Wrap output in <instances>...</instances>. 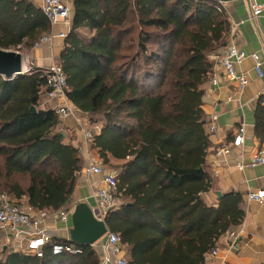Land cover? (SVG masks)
I'll return each instance as SVG.
<instances>
[{
  "label": "trees",
  "instance_id": "trees-1",
  "mask_svg": "<svg viewBox=\"0 0 264 264\" xmlns=\"http://www.w3.org/2000/svg\"><path fill=\"white\" fill-rule=\"evenodd\" d=\"M72 1L73 23L56 63L74 106L91 125L101 124L91 146L105 168L111 158L122 161L111 166L123 203L107 213L109 229L120 235L129 264H205L218 240L245 218L242 193L219 196L207 163L212 141L202 85L214 67L211 56L229 43L225 3ZM53 30L35 0H0L1 49L30 52ZM33 67L13 79L0 75V193L51 214L69 210L84 159L59 130L44 90L47 74ZM254 119L263 141V98ZM210 192L213 202L206 200ZM55 243L81 252L55 253ZM0 264L101 260L92 245L55 237L41 257L12 251Z\"/></svg>",
  "mask_w": 264,
  "mask_h": 264
},
{
  "label": "crops",
  "instance_id": "crops-1",
  "mask_svg": "<svg viewBox=\"0 0 264 264\" xmlns=\"http://www.w3.org/2000/svg\"><path fill=\"white\" fill-rule=\"evenodd\" d=\"M65 1L70 4L71 8L73 7L72 0ZM263 3L264 0H233L225 3L231 24L236 26L234 32L230 34L229 44L234 42L248 55L241 63L236 64L238 72L246 73L248 84L241 87L237 81H232L227 71L217 64L216 55H212L214 67L208 80L202 85L205 90L203 101L208 117L206 127L209 129L212 122L216 126L215 131H210L212 146L207 157L209 171L218 191L234 190L242 193L244 200L241 207L245 211V218L242 222L245 233L240 239V253L229 250L228 241L222 236L216 245L217 255H207L205 264H264V203L261 204L248 198L250 191L264 189V164L250 165L257 149L264 145V140H260L255 134L254 119L258 100L260 98L264 100V11L256 19H250L252 6ZM62 28L61 25L55 27L56 30ZM62 46L63 40L55 38L52 43L43 44L42 47L24 55L32 58L28 62L33 66L47 68L56 62ZM253 54H256L262 61L263 76L255 70V60L249 57ZM27 60L30 59L27 58ZM214 77L218 78L217 84L213 82ZM214 116L216 119L213 121ZM77 117L70 115L64 119L61 126V131L67 141L81 150L84 159L83 168L71 187L72 204L69 210L73 212L77 204L85 203L94 211L97 205L94 192L102 185L103 175L85 172L84 168L88 166L90 160H97L100 156L98 150L92 146L90 149L84 147ZM243 125L245 143L243 149L239 150L234 145V139ZM222 147H228L230 151L219 154L218 150ZM111 162L120 163V160L111 158ZM38 226L40 229H45L53 238L72 240V218H69L67 222H62L48 216ZM103 240L105 239L102 238L92 245L99 255L101 264H118L117 258L107 254L102 248ZM124 252L128 260L125 249ZM106 256H109L110 261L104 263L103 259Z\"/></svg>",
  "mask_w": 264,
  "mask_h": 264
},
{
  "label": "built area",
  "instance_id": "built-area-1",
  "mask_svg": "<svg viewBox=\"0 0 264 264\" xmlns=\"http://www.w3.org/2000/svg\"><path fill=\"white\" fill-rule=\"evenodd\" d=\"M41 7L47 18L49 19L54 30L44 34L40 40L34 45L32 50L39 48L42 44L52 43L55 38L65 39L68 36L69 30L73 23V10L69 3L65 0H35ZM264 11L263 4H254L252 6L250 19L254 20L259 17ZM61 25L63 28L56 30L55 27ZM236 26L232 25L231 33L234 32ZM248 57L247 53L237 47L234 42L228 43L216 55L217 64L223 67L232 81H237L241 87L248 84L249 80L244 72L236 70V64L241 63ZM252 57L255 60V70L260 76H263L262 61L256 54ZM29 61V60H27ZM25 65L23 73H29L34 69ZM47 74V83L44 88L46 90L47 101L56 109L59 116V130L67 117L70 115L78 116V129L81 133L84 147L91 148V143L97 133L101 130V124L91 125L87 120V116L74 106L68 96L69 85L67 77L56 62L47 68H43ZM213 82L218 83V78L214 77ZM83 116V117H82ZM216 119L214 116L213 121ZM215 124L212 122L209 130L215 131ZM245 143V127L240 128V131L234 139V145L239 149H243ZM228 147H222L218 150L219 154L228 153ZM264 164V145H261L253 155L250 165L257 166ZM243 165H241L242 167ZM85 172H91L103 175L102 185L95 190L96 209L94 215L106 221L107 213L110 210L121 207L123 200L118 192V179L116 172L113 169H106L101 158L90 160L88 166L84 168ZM250 200H255L261 204L264 203V189L259 191H250L248 194ZM70 210H59L55 213L47 214L43 211H37L31 206L20 205L17 200L5 193H0V255L5 258L7 252L23 251L26 254L43 256V247L46 244L52 243L53 237L49 235L45 229H40V222L44 221L48 216L59 219L62 222H67L70 218ZM245 233L244 224L241 223L238 227L232 228L226 232L224 237L228 241V249L240 253V239ZM102 248L107 254L117 258L118 264H129L124 256V246L121 237L118 233L112 232L110 229L103 237ZM66 249L72 253H80L79 247L72 245H63L55 243L53 250L55 253H60ZM7 250V252H5ZM218 253L217 247L212 249L208 256H215ZM104 263L110 261L109 256H106Z\"/></svg>",
  "mask_w": 264,
  "mask_h": 264
},
{
  "label": "water",
  "instance_id": "water-1",
  "mask_svg": "<svg viewBox=\"0 0 264 264\" xmlns=\"http://www.w3.org/2000/svg\"><path fill=\"white\" fill-rule=\"evenodd\" d=\"M227 3L233 0H219ZM27 62L23 52L13 49L0 48V75L7 79H13L17 75L24 74V67ZM36 112V108L32 107ZM220 196L221 191H216ZM71 239L79 244L94 245L109 231V226L105 220L98 219L92 209L85 203H79L72 212ZM125 254V252H123Z\"/></svg>",
  "mask_w": 264,
  "mask_h": 264
},
{
  "label": "rangeland",
  "instance_id": "rangeland-1",
  "mask_svg": "<svg viewBox=\"0 0 264 264\" xmlns=\"http://www.w3.org/2000/svg\"><path fill=\"white\" fill-rule=\"evenodd\" d=\"M82 36L84 37V38H89L90 37V33L87 31V30H84L83 32H82ZM43 45V44H42ZM42 45L40 46V47H42ZM21 52H23V54H27V53H30V52H26V51H21ZM27 56V55H26ZM26 58H29L30 60L29 61H31V57L28 55ZM32 64H30L28 61H27V66L30 68V66H31ZM33 67V66H32ZM46 103H42V105L44 106V107H46L47 108V106L45 105ZM51 104V103H50ZM83 117V116H82ZM87 120L89 121L90 120V118H87ZM111 164L112 165H110V166H108V168H110V169H112V167L111 166H113V165H115V166H117V165H121L122 164V161H120V163H112L111 162ZM206 200H208V202H213L214 200H215V193L214 192H210V193H207L206 195ZM72 215V212H70V218L72 217L71 216ZM0 258H1V255H0Z\"/></svg>",
  "mask_w": 264,
  "mask_h": 264
},
{
  "label": "bare ground",
  "instance_id": "bare-ground-1",
  "mask_svg": "<svg viewBox=\"0 0 264 264\" xmlns=\"http://www.w3.org/2000/svg\"><path fill=\"white\" fill-rule=\"evenodd\" d=\"M24 69H25V67H24Z\"/></svg>",
  "mask_w": 264,
  "mask_h": 264
}]
</instances>
